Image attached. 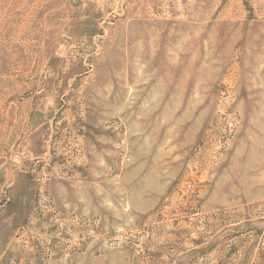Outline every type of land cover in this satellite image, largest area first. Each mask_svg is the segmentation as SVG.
<instances>
[{"label": "rangeland", "instance_id": "1", "mask_svg": "<svg viewBox=\"0 0 264 264\" xmlns=\"http://www.w3.org/2000/svg\"><path fill=\"white\" fill-rule=\"evenodd\" d=\"M0 264H264V0H0Z\"/></svg>", "mask_w": 264, "mask_h": 264}]
</instances>
